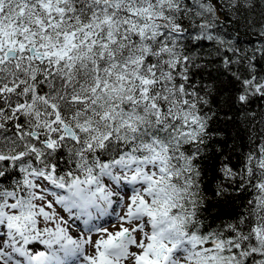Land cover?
<instances>
[{"label": "snow or ice", "instance_id": "1", "mask_svg": "<svg viewBox=\"0 0 264 264\" xmlns=\"http://www.w3.org/2000/svg\"><path fill=\"white\" fill-rule=\"evenodd\" d=\"M68 257L264 264V0H0V264Z\"/></svg>", "mask_w": 264, "mask_h": 264}, {"label": "trees", "instance_id": "2", "mask_svg": "<svg viewBox=\"0 0 264 264\" xmlns=\"http://www.w3.org/2000/svg\"><path fill=\"white\" fill-rule=\"evenodd\" d=\"M232 31H235V29H232ZM240 39H241L242 46H244V47L258 46L259 41L261 40V38L258 37L255 32H245L243 30L240 31ZM258 110L259 109H257V111ZM230 115L233 116V122L226 123L225 121L221 120V121H218L215 126L220 127L222 129H225L226 134H235L239 130L241 133V136H244L245 135L244 131H243V129L245 127L244 118L241 117L239 113H236L234 111L232 113H230ZM230 143H231V141H230ZM239 143L241 145L246 144L247 143L246 138L240 140ZM246 150L247 149L244 147H238L237 153H242ZM233 162L234 163L237 162V156H233ZM223 211L227 212L228 209L225 208V209H223Z\"/></svg>", "mask_w": 264, "mask_h": 264}, {"label": "bare ground", "instance_id": "3", "mask_svg": "<svg viewBox=\"0 0 264 264\" xmlns=\"http://www.w3.org/2000/svg\"><path fill=\"white\" fill-rule=\"evenodd\" d=\"M114 207H115V206H114ZM90 210H91V212H92V214H93V217H97V216H98V212H97L96 209H90ZM117 210H118V209L116 208V211H117ZM109 211H111V210H109ZM112 218H116L114 214L111 215V216H107V215L99 216V218H98V219H95L93 222H94V223H99V222H101V221H103V220H109V219H112ZM78 223L80 224L81 229H83L82 227H84V225H83V222H82V219H81V218L79 219ZM109 227H111V226H109ZM71 234H72L73 236H75V235H76V230H71ZM94 237H95V236H94ZM42 247H43V246H41V248H42ZM67 264H79V262L77 261L76 257H68V258H67Z\"/></svg>", "mask_w": 264, "mask_h": 264}, {"label": "rangeland", "instance_id": "4", "mask_svg": "<svg viewBox=\"0 0 264 264\" xmlns=\"http://www.w3.org/2000/svg\"><path fill=\"white\" fill-rule=\"evenodd\" d=\"M57 208H58V210L61 211V214H62V215H64L66 218H68V213H67V212H63V211L59 208V206H57ZM117 209H118L117 212H119L120 209H119V208H117ZM89 211H91V210H89ZM80 218L82 219V222H83V220L86 219L87 217H80ZM99 223H102L105 227H108L110 230H113L112 225H113V224H116V223H117V220H116V218H112V219H109V220H103V221H101V222H99ZM109 226H111V227H109ZM82 228H83V227H82ZM94 236H95V235H93V238L95 239ZM92 251H93V250H92L91 248H87V249H86V252H88L89 254H91Z\"/></svg>", "mask_w": 264, "mask_h": 264}]
</instances>
